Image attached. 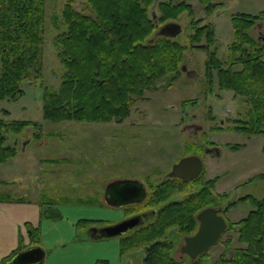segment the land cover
I'll list each match as a JSON object with an SVG mask.
<instances>
[{"label":"trees","instance_id":"trees-1","mask_svg":"<svg viewBox=\"0 0 264 264\" xmlns=\"http://www.w3.org/2000/svg\"><path fill=\"white\" fill-rule=\"evenodd\" d=\"M190 1L84 0L93 15L77 9L72 1L67 2L62 11L65 29L54 39L64 67L63 76L57 89L43 87V118L121 122L130 115L132 103L137 98L143 99L145 92L155 91L159 81L169 76L167 86H170L178 79L183 73L185 52L196 48L208 54L206 74L216 69L219 87L233 91L248 104L243 120H234V129L248 135L264 134V43L249 33L264 10L257 14H232L233 41L226 60L221 62L217 51L209 49L214 40V26L200 25V19L191 21L195 33L190 35L189 44L164 35L152 36L159 25L177 20L183 12L192 15ZM198 1L207 14L219 4L212 0ZM154 4L158 16H153ZM45 13V0H0V99L21 97L24 91L20 85L31 71L40 77ZM202 37L206 44H198ZM1 111L6 117H0V164L17 154L16 146L7 144L10 135L18 139L25 129L33 128L34 139L42 138L39 123L8 118L9 111ZM193 146L186 148L187 154L202 149ZM203 174L189 182L176 177L161 179L156 184L149 182L145 206L155 207L156 212L148 222L120 237L121 253L143 248L142 264H184L174 255L176 246L169 232L193 234L198 228V212L215 204L217 194L213 190L218 178L205 179ZM258 177L264 178V173L255 178ZM253 180L254 177L249 181ZM176 195L180 197L174 199ZM60 200L74 202L66 197ZM240 201H250L253 208L237 220L225 218L224 233L232 231L236 244H232L231 235L222 240L223 233L216 243H222L223 250L211 264H264V196L247 194L237 202ZM53 202L51 198L44 201L45 204ZM100 203L98 199H79V204ZM94 222L81 219L79 225L85 227ZM28 230L31 241L37 243V228L29 225ZM209 256L208 249L194 259L188 257L190 261L185 264H202Z\"/></svg>","mask_w":264,"mask_h":264},{"label":"rangeland","instance_id":"rangeland-1","mask_svg":"<svg viewBox=\"0 0 264 264\" xmlns=\"http://www.w3.org/2000/svg\"><path fill=\"white\" fill-rule=\"evenodd\" d=\"M69 1L77 9L93 15L84 0H45L44 53L40 77L31 71L20 85L24 91L21 97L0 99V117H6L1 111L6 109L9 111L8 118L29 119L40 125V140L32 136L33 128H27L15 144L18 151L22 148L21 141H26L30 167L37 168L41 164L39 158L43 157L59 160L45 162L44 172L36 178L43 182V192L47 198L53 199V204H62L68 202L60 198L70 196L73 203L79 204L81 198L103 200L105 186L113 180L144 181L146 177L156 184L174 163L189 155L186 150L188 146L202 148L212 145L219 149V154L207 153L203 148L196 154L203 160L204 178H218L214 184L213 191L217 198L213 207L222 208V211L227 208L222 212L227 221L246 215L253 208L252 203L237 201L247 194L264 196V178H255L264 173V134L248 135L234 129V120H243L248 104L233 91L219 87L216 69H212L210 75L206 74L208 54L205 50L188 49L183 57L182 65L198 74L196 80L183 72L167 86L169 76L163 78L155 91L145 92L143 99L137 98L132 103L130 115L121 122L52 121L43 118V87L46 85L57 89L63 76L64 67L58 58L54 39L65 29L62 11ZM173 1L176 3L180 0ZM212 1L219 4L211 14L206 13L201 2L191 0L192 15L183 12L177 20L170 22L180 24L181 32L174 38L183 44H189L190 35L195 33L191 21L200 19V25L210 23L214 26L215 35L209 49L216 50L218 59L224 62L233 41L232 14H257L264 8V0ZM152 8L154 15L158 16L156 5ZM261 22V28L255 24L249 30L256 39L259 31L264 35V20ZM161 26L157 27L153 37L159 35ZM198 44H206L205 37ZM239 67L237 65L235 68ZM188 100L195 102L185 103ZM190 124L199 125L200 128L196 132L188 131L185 127ZM12 141L13 136L10 135L7 144L14 145ZM51 163L54 165L49 166L52 168L49 171L47 165ZM18 171L17 168L12 170L14 175ZM34 175H31L33 179ZM253 177L254 180L249 181ZM179 197L176 195L174 199ZM85 205L88 206L86 210L91 212L86 218L97 219L93 225H111L108 224L112 222L109 218L111 213L109 217L97 216L99 209L91 206L100 204ZM109 211L113 212V209ZM229 235L234 238L232 244H236V235L232 231L224 233L221 239L225 240ZM169 237L175 242L174 255L184 264L189 262L188 256L181 252L184 235L171 230ZM142 250L131 251L134 262L142 264ZM222 250V243L213 245L209 248L210 256L204 258L202 264H211Z\"/></svg>","mask_w":264,"mask_h":264},{"label":"crops","instance_id":"crops-1","mask_svg":"<svg viewBox=\"0 0 264 264\" xmlns=\"http://www.w3.org/2000/svg\"><path fill=\"white\" fill-rule=\"evenodd\" d=\"M14 140L13 137L12 142ZM17 152L14 158L0 164L3 174H0V264H5L15 252L32 246L44 251L43 259L32 264H139V261L134 262L133 252L121 253L120 236L100 237L94 228L101 227L79 225L81 219L97 220L86 218L91 213L86 210L87 205L45 204L48 196L43 192L44 184L36 178L44 172V163L52 158H39L41 164L34 168L28 164L31 158L26 155L27 146ZM50 165L54 163L47 165L52 171ZM15 168L19 170L18 175L12 172ZM33 174L34 179L31 177ZM91 206L99 209L97 216L109 217L111 213L109 218L112 222L108 224L122 217L120 208L104 202ZM109 209H113V212ZM29 225L38 230L37 243L31 241Z\"/></svg>","mask_w":264,"mask_h":264},{"label":"water","instance_id":"water-1","mask_svg":"<svg viewBox=\"0 0 264 264\" xmlns=\"http://www.w3.org/2000/svg\"><path fill=\"white\" fill-rule=\"evenodd\" d=\"M153 16H155L153 14ZM181 32V26L177 22H167L163 24L159 30V35L174 38ZM181 70L186 72L188 77L197 79L198 74L191 69H186L185 65L181 66ZM200 126L196 124L186 125L185 129L196 132ZM26 141H21L22 150ZM17 144V138L14 145ZM211 149V148H210ZM216 151V152H214ZM214 153L219 154V149L214 147ZM203 170V160L197 154H189L182 157L174 163L167 173V177H178L189 182L198 177ZM147 190L142 181L137 179H122L110 181L105 186L104 201L112 207H120L130 203H140L146 196ZM222 208L208 206L198 212L196 218L198 221L197 230L183 238L181 252L189 258L194 259L203 252L207 251L217 243L221 235L227 228V221L221 213ZM140 219L135 217L113 225L101 228H94L99 232L100 237H112L125 233L132 227L138 225ZM44 251L38 246H32L27 249L15 252L5 262V264H32L38 263L43 259Z\"/></svg>","mask_w":264,"mask_h":264},{"label":"flooded vegetation","instance_id":"flooded-vegetation-1","mask_svg":"<svg viewBox=\"0 0 264 264\" xmlns=\"http://www.w3.org/2000/svg\"><path fill=\"white\" fill-rule=\"evenodd\" d=\"M262 10H264V8ZM263 20H264V15L262 16L261 19L256 20L255 23L253 24V26L255 24H258L259 28H261V26H262V22L261 21H263ZM256 40H258L261 43H264V35H262L260 31H259V34H258V38ZM188 131H190V130H188ZM214 147H216V146H212L211 145V146H204L202 148H203V151H206L207 153L211 152V154H216V153H214V152H216V151H214ZM190 154H196V153H190ZM166 175H167V173L164 175V177L162 179L171 178V177H167ZM176 178H178V177H176ZM179 179H181V178H179ZM159 181H161V179ZM142 182L144 183L145 188L147 190V194H146L145 198L140 203H130V204H126V205H122L120 207H117V208H120L122 210V217H121V219H119L117 221V223L125 221V220H128V219H132V218H135V217H139V219H140V221H139L137 226L132 227L131 229H129L125 233H122L121 235H118L120 237H122V236L126 235L127 233L131 232L132 230L136 229L138 226L148 222V220H150L154 216V214L156 212L155 207H149V206L147 207V206H145L146 199H147V197L149 195V192H150L149 182H151V181H149L148 178L145 177V180L142 181ZM104 192H105V189L103 191V196H102L103 200H101V202L103 201L106 204V202L104 201ZM113 224H115V223H113ZM113 224H111V225H113Z\"/></svg>","mask_w":264,"mask_h":264}]
</instances>
